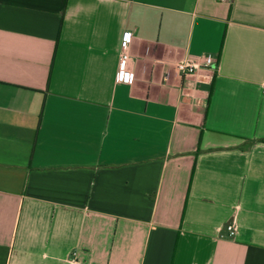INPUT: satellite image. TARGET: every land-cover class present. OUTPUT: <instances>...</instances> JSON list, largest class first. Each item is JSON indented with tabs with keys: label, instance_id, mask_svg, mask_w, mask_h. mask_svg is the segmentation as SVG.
I'll use <instances>...</instances> for the list:
<instances>
[{
	"label": "crops",
	"instance_id": "1",
	"mask_svg": "<svg viewBox=\"0 0 264 264\" xmlns=\"http://www.w3.org/2000/svg\"><path fill=\"white\" fill-rule=\"evenodd\" d=\"M0 264H264V0H0Z\"/></svg>",
	"mask_w": 264,
	"mask_h": 264
},
{
	"label": "built area",
	"instance_id": "2",
	"mask_svg": "<svg viewBox=\"0 0 264 264\" xmlns=\"http://www.w3.org/2000/svg\"><path fill=\"white\" fill-rule=\"evenodd\" d=\"M222 1H226V0H222ZM205 65L206 66L214 65V59L212 56L206 57ZM200 67H202L201 64L194 59H187L177 64V69L182 75H191L196 71H198ZM134 71L135 68L128 53V47L125 44L122 51L120 67L117 74L118 81L124 83L132 82L134 78ZM227 230L229 232V235L231 237H234L237 232V225L235 223H231L227 226Z\"/></svg>",
	"mask_w": 264,
	"mask_h": 264
}]
</instances>
